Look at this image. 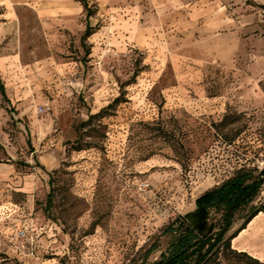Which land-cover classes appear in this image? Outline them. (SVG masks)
I'll return each instance as SVG.
<instances>
[{"label":"rangeland","instance_id":"rangeland-1","mask_svg":"<svg viewBox=\"0 0 264 264\" xmlns=\"http://www.w3.org/2000/svg\"><path fill=\"white\" fill-rule=\"evenodd\" d=\"M86 1L0 0V264H153L264 168V0ZM232 247L264 262V214Z\"/></svg>","mask_w":264,"mask_h":264},{"label":"trees","instance_id":"trees-1","mask_svg":"<svg viewBox=\"0 0 264 264\" xmlns=\"http://www.w3.org/2000/svg\"><path fill=\"white\" fill-rule=\"evenodd\" d=\"M79 1L91 16V9L86 0ZM264 8V7H263ZM93 34L92 27L87 26L83 41ZM0 93L3 99L10 103L6 88L0 78ZM122 101L117 99L116 105ZM108 107V108H112ZM110 113L105 109L91 115L82 126L90 124L97 117H106ZM264 162V159H263ZM264 185V168L261 171L240 170L222 184L203 193L196 200V210L185 216L179 215L162 230L161 236L171 237L167 249L161 253L160 259L153 264H210L223 258H235L246 264H264L249 255L239 252L232 247V241L247 229L248 225L260 214H264V201L252 205ZM54 207V193L47 199L46 211L50 214ZM247 211L244 222L230 236L229 231L234 227L238 213ZM220 215L215 222L214 216ZM155 251L151 247L146 253L148 258Z\"/></svg>","mask_w":264,"mask_h":264},{"label":"crops","instance_id":"crops-1","mask_svg":"<svg viewBox=\"0 0 264 264\" xmlns=\"http://www.w3.org/2000/svg\"><path fill=\"white\" fill-rule=\"evenodd\" d=\"M77 1V0H76ZM79 3V2H78Z\"/></svg>","mask_w":264,"mask_h":264}]
</instances>
